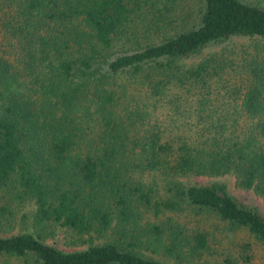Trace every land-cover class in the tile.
<instances>
[{
  "label": "trees",
  "instance_id": "16d2710c",
  "mask_svg": "<svg viewBox=\"0 0 264 264\" xmlns=\"http://www.w3.org/2000/svg\"><path fill=\"white\" fill-rule=\"evenodd\" d=\"M164 1L0 0V192L31 201L33 225L85 244L19 230L0 235V264H193L208 232L182 210L264 245V215L220 179L264 200V55L184 61L264 37V6ZM13 215L0 203V226Z\"/></svg>",
  "mask_w": 264,
  "mask_h": 264
},
{
  "label": "rangeland",
  "instance_id": "374dc122",
  "mask_svg": "<svg viewBox=\"0 0 264 264\" xmlns=\"http://www.w3.org/2000/svg\"><path fill=\"white\" fill-rule=\"evenodd\" d=\"M171 0H165L164 4H169ZM261 6H264V0H251ZM184 3L183 12H191L195 9L197 0H181ZM177 4V3H176ZM168 7V5H167ZM163 10H171L168 9ZM177 10V9H175ZM182 13V10L178 9ZM186 14V13H185ZM186 18H189L187 14ZM182 21V20H180ZM172 22L166 29V35L172 30L184 28V22ZM191 21V19H189ZM158 41L157 39H154ZM145 40L141 39V43ZM260 52L264 55V37L259 36H232L228 39L211 42L202 47L196 54L184 59L185 62L196 61L202 56L210 53L225 54L226 58H231L233 62L240 63L242 56H248L251 52ZM237 67H235V72ZM230 72V70H229ZM210 177L206 176H191L189 181L198 183L208 182ZM227 185V189L238 201L255 207L261 214L264 215V200L260 195L250 189H243L235 185L231 175H224L220 177ZM0 203L6 204L13 209V219L10 220V226L3 224L0 226V235H8L10 233L27 230L32 232L39 231L42 239L49 244L55 245L62 250H72L83 247L85 244L70 243V237L65 234L64 230L58 225H50L45 228H38L31 223L29 216L23 214L29 212L32 208V203L29 200L18 202L12 198L11 195L0 192ZM180 219L190 220L187 222L188 226L204 229L208 232V248L193 258V264H264V245L253 238L243 228L230 227L226 222L217 219L214 216L201 214H191L190 218L185 216L187 213L182 210ZM177 216L176 214H174ZM5 222V221H4ZM190 227V228H192ZM145 253H149L147 248H143ZM225 257L230 261H224ZM246 257V258H245ZM9 262L19 263L14 257L6 258ZM230 262V263H229ZM0 263H3V258L0 257Z\"/></svg>",
  "mask_w": 264,
  "mask_h": 264
}]
</instances>
